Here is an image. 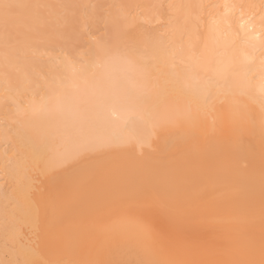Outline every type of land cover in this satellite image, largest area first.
Listing matches in <instances>:
<instances>
[{"label": "bare ground", "instance_id": "obj_1", "mask_svg": "<svg viewBox=\"0 0 264 264\" xmlns=\"http://www.w3.org/2000/svg\"><path fill=\"white\" fill-rule=\"evenodd\" d=\"M120 1L99 41L76 32L102 16L86 5L0 0L19 41L0 47V264H61L65 245L93 264H264V0H175L171 31ZM57 229L59 252L40 248Z\"/></svg>", "mask_w": 264, "mask_h": 264}, {"label": "rangeland", "instance_id": "obj_2", "mask_svg": "<svg viewBox=\"0 0 264 264\" xmlns=\"http://www.w3.org/2000/svg\"><path fill=\"white\" fill-rule=\"evenodd\" d=\"M83 0H71V1H68V0H41V2H40V4H41V8H40V6H39V8H38V10L40 9H42L41 10V12H44V11H46L47 12V14H46V12H44L46 15H53V13L54 12H61V14L62 15H65L66 13L69 15V16H71V15H73L72 13H68L69 11H70V9H71V7H70V4H73V6L74 7H76V16H77V14H79V12H80V14L82 13V10H83V13L82 14H85V13H88V10L86 9V7L84 6V5H86L88 8H89V11L90 10H95L96 12H98L99 14H100V16L101 17H98L99 19H97V21H98V24H95L94 26H85V24H83V23H81V24H78L77 25V23L75 24L76 25V29H77V33H79V32H81V33H83V34H85L84 33V30L85 29H88V31L89 32H98L97 34H96V37L97 38H99V41H102V40H100V39H103V38H100V36H107V38H109L108 37V32H107V29H106V24L105 23H103V19H106L107 18V16L109 15V12H110V10H113L114 8H115V10H118V9H121L122 7H123V4H121L122 2L119 0H100V1H103V2H105L104 3V5H102V6H100V5H97V3H98V1L99 0H87L86 2H82ZM151 1H152V3H151ZM158 1V0H157ZM160 1V0H159ZM156 2V0H140V4H139V2L138 3H136V5H140V7H141V9L142 8H144V9H142L141 10V12L142 11H144L145 12V15H147V16H149L150 17V19L152 20V21H154V25H152L151 27H153V28H157V27H160L161 26V28H163V29H166L167 27V29L166 30H169V31H171V29H169L170 28V20H171V22L172 21H174V20H172V19H174V18H176V16H175V13H176V6L178 5L177 4V1H175V0H166V1H164V0H162L161 2ZM168 1V2H167ZM170 1V2H169ZM47 2H49V4H51V9L46 5V3ZM120 2V3H119ZM145 2H146V4H148L149 6H151V7H147V5H145ZM156 2V3H155ZM167 2V3H166ZM175 2V5H174V8H173V11H171V12H167L166 11V9H167V6H168V4H170V3H174ZM96 3V4H95ZM68 5V10H67V12H65V5ZM143 4V5H142ZM44 5V6H43ZM121 5H122V7H121ZM165 5H167V6H165ZM53 6V7H52ZM162 6V7H161ZM91 7V8H90ZM93 7V8H92ZM110 7H111V9H110ZM121 7V8H120ZM159 7V8H158ZM166 7V8H165ZM48 8L50 9V11L48 10ZM84 8V9H83ZM100 8V9H99ZM149 8V9H148ZM158 8V9H157ZM163 9V10H161V9ZM85 9H86V11H85ZM157 9V10H156ZM148 10V11H147ZM160 10H161V12H160ZM49 11V12H48ZM51 11H54V12H52V14H51ZM159 11V12H158ZM163 11V12H162ZM149 12V13H148ZM153 12V13H152ZM48 13H50V14H48ZM151 13H152V15H151ZM160 13H161V15H160ZM163 13V14H162ZM165 13H167V14H165ZM170 13H171V17H167V15H169L170 16ZM108 14V15H107ZM68 15H66V17L68 16ZM166 15V16H165ZM160 16H163V17H160ZM175 16V17H174ZM103 17V18H102ZM161 18V19H159V18ZM174 17V18H173ZM164 18V19H163ZM167 20H166V19ZM76 20H78V19H76ZM103 20V21H102ZM159 20V21H158ZM168 20H169V22H168ZM164 21H167V22H165V24H164ZM100 22V23H99ZM156 22V23H155ZM163 22V23H162ZM90 28V29H89ZM95 29H99V30H95ZM10 29L8 28V27H1L0 26V47L1 48H4V47H7V48H10V47H15V46H17L18 44H19V41H16L13 37L11 38V42H9L8 44H7V39H8V37L10 36V34H11V32L9 31ZM86 31V30H85ZM101 31V32H100ZM102 34V35H101ZM104 38H106V37H104ZM15 41H14V40ZM60 39V38H59ZM82 39V41L84 40L85 41V44H84V41H83V43H82V41L79 39L78 41H81V42H75V47L76 48H78V50L76 49V52L73 54L74 56H73V58L75 57V60L78 58L77 57V55L78 54H80L81 52H83V49L86 51L87 50V48H88V46H91V45H87V43H86V39H85V37L84 38H81ZM62 40V41H61ZM61 42H63V38H61ZM105 40V39H104ZM5 41V42H4ZM109 41V40H108ZM34 43H35V45H36V47H35V49H37V50H39L38 51V54H40L41 55V57H44V56H47L48 55V53H51L50 52V45H51V42H50V40H48V37L45 39V38H36L35 40H34ZM70 43V42H69ZM73 43V42H72ZM81 43V44H80ZM100 43V42H99ZM74 47V48H75ZM90 48V47H89ZM34 49V50H35ZM68 52V54L70 53V50H68V49H66V48H60V49H56L53 53H64V54H66L67 52ZM84 51V52H85ZM72 56V55H71ZM79 56H81V55H79ZM59 179H63V178H59ZM59 179H56V180H58L59 181ZM56 182L55 180H52L51 182H54V187H56L57 186V188H58V186L60 185L62 188H64V187H68V185H70V184H73V183H76V182H74V181H72V182H68V180H60L61 182ZM92 180H90V179H86V178H83V179H81V182H82V184H84L85 186H86V188L87 187H90V182H91ZM51 182H50V186L52 185L51 184ZM80 182V183H81ZM56 183V184H55ZM59 183V184H58ZM79 183V182H78ZM103 184H104V186L106 185L105 184V182H103V183H100V185H98L97 187H103ZM52 185V186H53ZM92 187V186H91ZM117 190H119L118 188H112V189H110L109 191H110V193H115ZM65 191V190H64ZM109 191H107V192H109ZM63 192V191H62ZM61 192V193H62ZM92 192V193H91ZM91 192H90V194L91 195H94L95 194V192L93 191V187H92V189H91ZM121 192V191H120ZM94 193V194H93ZM117 193H119V192H117ZM116 193V194H117ZM123 197V196H122ZM122 197L121 198H118V199H116L115 201H116V203H118V202H120L121 200H122ZM68 200V199H67ZM66 200V201H67ZM96 200V199H95ZM67 203V202H66ZM57 210H58V208H56ZM59 209H60V207H59ZM59 211V210H58ZM95 226H97L98 227V225H93V227H95ZM46 231H49V232H46V234L47 233H50V230H46ZM71 234V233H70ZM69 233L68 234H66L65 233V230H60V229H57V231L54 233V236H53V234H52V236L50 235V234H48L47 236L49 237V235L51 236V238L52 239H50V238H48V242H42V244H40L39 245V247L40 248H43V249H45V250H50L51 248H53V245L55 246H57V248H56V251H57V249H58V244H59V246H61L62 247V245H65L64 244V242H65V240L67 239V241L70 239V235ZM51 241V242H50ZM59 241V242H58ZM61 241V242H60ZM58 242V243H57ZM57 243V244H56ZM61 243H63V244H61ZM71 245H73V244H71ZM77 245H75V247L74 246H69V245H65L64 246V248H65V250L63 251V249L64 248H62V250H59L60 251V253H63L62 255H60V253H58L59 251H57L56 253H58V255H59V257L57 258V260H56V262L57 261H59L60 262V260H62V261H64V262H60L61 264L63 263V264H74V263H72V262H74L75 260L77 261V263L76 264H84L85 262H88V259H89V257L90 256H88V257H86V254H84V253H82V255L80 256L78 253H81L80 252V246L79 247H76ZM68 247H69V249H68ZM71 247V248H70ZM49 248V249H48ZM76 248V249H75ZM72 249H74V250H72ZM63 251V252H62ZM78 255V256H77ZM60 257H62V259L60 258ZM74 260V261H73ZM68 262V263H67ZM82 262V263H81ZM89 264L91 263V264H93L92 263V261L90 260L89 262H88ZM32 264H50V263H48V262H45V261H43V260H41L40 258H38V257H34L33 258V261H32ZM56 264H58V263H56ZM86 264V263H85Z\"/></svg>", "mask_w": 264, "mask_h": 264}]
</instances>
